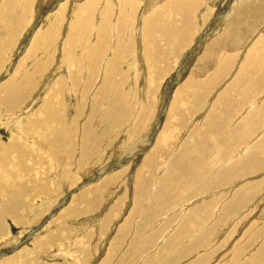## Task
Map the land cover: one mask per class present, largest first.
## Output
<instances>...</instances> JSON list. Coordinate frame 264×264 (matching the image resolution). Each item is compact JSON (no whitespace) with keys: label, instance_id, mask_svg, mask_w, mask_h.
Returning <instances> with one entry per match:
<instances>
[{"label":"rangeland","instance_id":"374dc122","mask_svg":"<svg viewBox=\"0 0 264 264\" xmlns=\"http://www.w3.org/2000/svg\"><path fill=\"white\" fill-rule=\"evenodd\" d=\"M251 1L0 0V264H249L264 251V105L238 104L256 76L244 91L264 90Z\"/></svg>","mask_w":264,"mask_h":264},{"label":"bare ground","instance_id":"6f19581e","mask_svg":"<svg viewBox=\"0 0 264 264\" xmlns=\"http://www.w3.org/2000/svg\"><path fill=\"white\" fill-rule=\"evenodd\" d=\"M194 2H196V1H194ZM235 2H236V0H235ZM232 3H233V0H232ZM232 3L230 4V7H231V5H232ZM252 7H250V9L252 8V9H254L255 7L257 8L258 7V5H259V7H260V5L261 6H264V0H252L250 3H249ZM250 5H248V6H250ZM258 7V8H259ZM257 8V9H258ZM249 9V10H250ZM138 13V12H137ZM231 15H232V13H231V10L229 9V11H228V14H227V16H225V17H223V18H221L218 22L219 23H222L224 20L226 21V20H228V18H230L231 17ZM227 17V18H226ZM118 18H116V20H117ZM136 19V18H135ZM255 19V18H254ZM257 20V19H256ZM102 21H103V18H102ZM136 22V21H135ZM138 23H142L143 24V26H144V17H142V19L140 18V22L139 21H137ZM116 23V22H115ZM224 23V22H223ZM117 24H118V22H117ZM117 24H115V25H117ZM221 25H223V24H221ZM261 25H263V31H264V20H263V22H262V24ZM143 26L141 27V29L140 30H138L137 32H138V35H137V37H138V39H140L141 40V37H142V35H141V33H143ZM73 27V26H72ZM82 27V26H81ZM118 27V26H117ZM140 27V26H139ZM184 28V27H183ZM118 29V28H117ZM127 29V28H126ZM164 29V28H163ZM177 29V28H176ZM95 30H96V28H95ZM209 31H211L212 32V30H209ZM216 31H220V29H218V30H216ZM214 32V33H217V32ZM263 31L262 30H260L258 33H257V35L255 36V38H254V40H253V42H255V40H257L258 41V38H260L259 36H261V34L263 33ZM89 32V31H88ZM94 32V31H93ZM99 32H101V34H103V35H101V39H98L99 40V42H98V44H97V46L95 47V49H96V59H98V67H101L102 68V66H103V64H102V66H100L101 65V62H103L102 60L105 58V56L103 55L104 54V44H103V40H102V38H106V33H108L107 32V29H102L101 31H99ZM173 32V31H172ZM78 34V33H77ZM166 34V33H165ZM91 36V35H90ZM110 36H111V32H110ZM166 36V35H165ZM168 36V35H167ZM67 37V36H66ZM98 37V36H97ZM92 38V37H91ZM78 41H80V40H78ZM112 42V41H111ZM68 43V42H67ZM83 43V42H82ZM92 43V42H91ZM140 43V42H139ZM252 43L250 42V44H248L247 45V47H245V49H247L248 47H249V45H251ZM79 45V44H78ZM95 45V44H94ZM73 46V45H72ZM105 46H107V43H105ZM79 47V46H78ZM94 47V46H93ZM116 55H117V48H116ZM143 54H144V50H143ZM142 54V55H143ZM79 55V54H78ZM137 57L139 58V60H140V65H141V70H143V71H141L140 70V72H143V73H145L144 72V67H145V65H142V63H143V60H142V58H141V55H140V57L137 55ZM101 58V59H100ZM64 59V58H63ZM69 59V58H68ZM72 60V59H71ZM77 60V59H76ZM209 60V59H208ZM73 61V60H72ZM118 60L116 59V58H114V60L112 61V62H110V65L112 66V67H115V68H117V65H118V63H116ZM74 63H75V61H74ZM85 63V62H84ZM106 63V62H105ZM130 63V62H129ZM66 64H67V62H66ZM109 64V63H108ZM107 64V65H108ZM138 64V63H137ZM83 65V64H82ZM92 65V64H91ZM106 65V66H107ZM87 66V65H86ZM109 66V65H108ZM231 66V65H230ZM92 67V66H91ZM111 67V68H112ZM67 68V71H71L72 70V66L70 65V67H66ZM90 68V67H89ZM100 68V69H101ZM137 68H138V66H137ZM216 68V67H215ZM80 69V68H79ZM99 69V70H100ZM107 69H108V67H107ZM110 69V68H109ZM132 69V68H131ZM238 69H239V67H238ZM238 69L237 70H235V72H237L238 71ZM83 70V69H82ZM98 71V70H97ZM73 72V71H72ZM99 72V71H98ZM107 72H108V70H107ZM111 72V71H110ZM224 72H226V71H224ZM235 72L232 74V76L230 77V79H229V81L230 80H233L234 79V74H235ZM105 73V72H104ZM141 74V73H140ZM216 74V73H215ZM68 75V74H67ZM109 75V74H108ZM144 75H146V73L144 74ZM86 76V75H85ZM225 76H227V75H225ZM224 76V77H225ZM264 76V75H263ZM262 76V77H263ZM90 77H92V76H90ZM145 77V76H144ZM223 77V78H224ZM128 78V77H127ZM256 78H258V76H256ZM256 78H254L253 80L255 81V79ZM92 79V78H91ZM145 79V78H144ZM218 79V78H217ZM262 78H260V80H261ZM264 79V78H263ZM72 80V79H71ZM242 80V79H241ZM249 81L248 83H246V85H245V87L242 89V97H241V100L238 102V104H243V103H246V104H243V105H245L246 106V108H241V110H240V112L242 111V114L243 115H249L250 113H251V111L253 110V109H255V107H259V106H262L263 107V105H264V100L262 101L261 100V102L260 101H258L261 97H263V95H264V90H261V91H255L256 93H258V94H256V93H254L253 95H252V97H250V94H249V92H250V90H249V92L248 91H244V89H246V87L248 86V85H251V84H253V82L254 81ZM258 80V79H257ZM223 81V80H222ZM227 81V80H226ZM239 81V80H238ZM238 81H236V82H234L233 84H232V87H234V86H237V88H240L243 84H245L244 83V80H242V85H240V84H238ZM259 81V80H258ZM262 81V83H261V85L263 86L264 85V80H261ZM215 82H217V81H215ZM103 83V82H102ZM220 82H218L217 83V85L219 84ZM229 83V82H228ZM260 83V82H259ZM255 85V84H254ZM261 85L259 84V86L260 87H258V89L259 88H261ZM98 86V85H97ZM210 86V85H209ZM223 86V85H222ZM257 86H258V84H257ZM205 87V86H204ZM168 88V87H167ZM215 88H216V86H215ZM263 88V87H262ZM45 89H46V87H45ZM191 89V88H190ZM224 89V88H223ZM247 89H249V88H247ZM251 89H253V88H251ZM211 90V89H210ZM231 90V89H230ZM260 90V89H259ZM233 92V91H232ZM142 93V92H141ZM213 92H211V94H212ZM248 94V96H245V94ZM166 94H167V91H166ZM228 94H232V93H228ZM246 94V95H247ZM218 95V94H217ZM70 96V95H69ZM209 96H211V95H209ZM245 96V97H244ZM142 97H143V94H142ZM229 97V96H228ZM231 97V96H230ZM53 98V97H52ZM208 98V97H207ZM211 98H213V96L211 97ZM252 98V99H251ZM72 99V98H71ZM227 99V98H226ZM54 100V99H53ZM208 100V99H207ZM211 100V99H210ZM231 100V99H230ZM230 100H228V101H230ZM223 101V100H222ZM227 101V100H226ZM247 101V102H246ZM248 101H250V102H248ZM13 102V101H12ZM174 102L175 101H173V103H171L169 106H173L174 105ZM210 102V101H209ZM214 102V101H213ZM196 104H198V103H196ZM207 104H208V102H207ZM225 104V103H224ZM231 104H233V103H231ZM51 105V104H50ZM234 105V104H233ZM233 105H232V107H233ZM236 105V104H235ZM243 105H242V107H243ZM196 106V105H195ZM211 107V106H210ZM223 107H225V106H223ZM231 107V106H230ZM236 107H237V105H236ZM174 108V107H173ZM208 108V107H207ZM170 109V108H169ZM232 109V108H231ZM235 109V108H234ZM171 110H173V109H170V113H171ZM207 110V109H206ZM221 110H224V109H221ZM264 110V109H263ZM183 111V110H182ZM201 111V110H200ZM214 111H216V110H214ZM219 112H220V110H219ZM224 112V111H223ZM222 112V113H223ZM240 112H238L239 114H240ZM258 112V111H257ZM181 112H179V114H180ZM215 114H216V112H214ZM221 113V112H220ZM229 113H230V111H229ZM263 113H264V111H263ZM182 114H184V111H183V113ZM214 114V115H215ZM226 114V113H225ZM237 114V113H236ZM259 114H262L261 113V111L259 112ZM171 115V114H170ZM173 115H176V114H174L173 113ZM199 115V114H198ZM217 115H219V114H217ZM216 115V116H217ZM223 115V114H222ZM221 115V116H222ZM242 115V116H243ZM263 115V114H262ZM230 116V115H229ZM171 117H173V116H171ZM179 117H181V118H183L182 116H181V114H180V116ZM218 117H220V116H218ZM236 117H237V115H236ZM244 118H242L241 116L240 117H238L237 119H238V121L241 119V120H244L246 117L245 116H243ZM226 118V117H225ZM259 118V117H258ZM262 118V117H261ZM229 119V118H228ZM251 119H252V117H251ZM264 119V118H263ZM170 120V119H169ZM221 120V119H220ZM233 121V120H232ZM236 121V120H235ZM10 122V121H9ZM171 123V122H170ZM216 123V122H215ZM230 123V122H229ZM232 123V122H231ZM262 123H264V122H262ZM169 125V124H168ZM172 125V124H171ZM213 125V124H212ZM231 125V124H230ZM253 125V124H252ZM214 126H217L216 124L214 125ZM221 126V125H220ZM166 127V126H165ZM222 127V126H221ZM234 127V126H233ZM216 128V127H215ZM166 129H169V128H166ZM163 131H165V130H163ZM173 131V130H172ZM211 131H213V129L211 130ZM211 131H209V132H211ZM162 132V131H161ZM169 132H171V131H169ZM166 133V132H165ZM165 133H163L164 135H165ZM173 133V132H172ZM264 133V132H263ZM160 134V133H159ZM167 134V133H166ZM181 134V133H180ZM215 134V133H214ZM162 135V134H161ZM168 135V134H167ZM165 137V136H164ZM171 138V137H170ZM172 140V139H171ZM250 140V139H249ZM253 141V140H252ZM252 141H250L249 142V144L248 145H244V146H242L243 148H241V150L238 152V153H240L241 154V156H238V154L236 153V152H234V153H236L237 155H236V157L238 156V159H239V157L241 158L242 157V155H244L245 153H246V148L247 149H250L251 150V148L253 147L254 148V146H252L251 147V143H252ZM157 143H159V141H157ZM160 144V143H159ZM250 145V146H249ZM248 146L249 147H251V148H248ZM7 148H9V147H7ZM15 147H13V148H11L10 147V149H14ZM244 149H245V151H244ZM23 150H25L24 148H23ZM245 152L244 154H242L241 152ZM4 152V151H3ZM187 153V152H186ZM10 154H11V151H10ZM8 156V155H7ZM235 156V155H234ZM250 156V155H249ZM150 157V156H149ZM148 157V158H149ZM236 157L234 158V159H236ZM148 158H147V160H148ZM152 158L153 157H151V159L150 160H152ZM233 159V160H234ZM146 160V161H147ZM229 160H231V159H229ZM240 163H242V162H240ZM9 164V163H8ZM1 165V164H0ZM2 167V166H1ZM0 167V168H1ZM6 167V166H5ZM8 167V166H7ZM236 167V166H235ZM3 169V168H2ZM4 170V169H3ZM8 170V169H7ZM5 171V170H4ZM241 171H242V169H241ZM244 177V176H243ZM248 179V178H247ZM237 180V179H236ZM11 191V190H10ZM217 194V193H216ZM214 195H215V193H214ZM209 197H211V196H209ZM238 201V200H237ZM237 204L235 205V203H234V206H236V207H238L240 204H238V202H236ZM241 203V202H240ZM238 205V206H237ZM186 206V205H185ZM231 206H233V204L231 205ZM233 206V208L232 209H230L229 211H231V210H233L235 207ZM241 206V205H240ZM231 208V207H230ZM239 208V207H238ZM229 209V208H228ZM235 210V209H234ZM182 211V210H181ZM4 212V211H3ZM232 213H233V211H232ZM218 214V213H217ZM216 215V214H215ZM226 215H229V213L227 214V212H226ZM231 215V214H230ZM232 217V216H231ZM242 218V217H241ZM43 219V218H42ZM243 219V218H242ZM184 228V227H183ZM236 229V228H235ZM233 230V229H232ZM241 248V247H240ZM202 250V249H201ZM238 251L239 252V249H238V247H235L234 248V251ZM263 250V249H262ZM240 253V252H239ZM264 253V251L261 253L260 252V254H259V256H257V257H259V260L261 259V258H263L262 257V255H264L263 254ZM203 254H205V253H203ZM256 256L254 257V258H250L249 260H250V262H249V264H256V262L254 263V261H258V260H255L256 258H257ZM231 259V260H230ZM229 260L230 261H228L230 264H239V262H241V260H239V261H236V259H232V257L230 258ZM263 261H264V259H263ZM242 263V262H241ZM245 264V263H244Z\"/></svg>","mask_w":264,"mask_h":264}]
</instances>
